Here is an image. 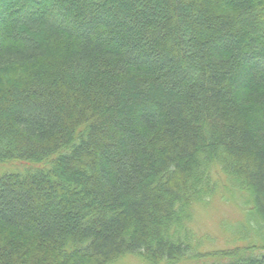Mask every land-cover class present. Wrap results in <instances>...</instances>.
Wrapping results in <instances>:
<instances>
[{
    "label": "trees",
    "instance_id": "obj_1",
    "mask_svg": "<svg viewBox=\"0 0 264 264\" xmlns=\"http://www.w3.org/2000/svg\"><path fill=\"white\" fill-rule=\"evenodd\" d=\"M128 255L264 264V0H0V264Z\"/></svg>",
    "mask_w": 264,
    "mask_h": 264
},
{
    "label": "rangeland",
    "instance_id": "obj_2",
    "mask_svg": "<svg viewBox=\"0 0 264 264\" xmlns=\"http://www.w3.org/2000/svg\"><path fill=\"white\" fill-rule=\"evenodd\" d=\"M21 69H13L9 72V75L1 77L2 80L10 78V76H17L18 72H20ZM237 206L222 202L220 199H216L212 204L204 206V208L198 209L197 213V227L199 230L203 232H210L214 235H217V243H214L213 238L211 237V240L209 244L211 247H224V244L227 243V238L224 235V227L222 225L223 220L232 219L233 221H238L241 219V212ZM209 233V234H210ZM210 234V235H212ZM212 235V236H214ZM220 238V239H219ZM81 264H83L81 262ZM89 264V263H86ZM121 264H147L144 261H141L140 259L128 255L124 256L121 260ZM179 264H188V263H179Z\"/></svg>",
    "mask_w": 264,
    "mask_h": 264
}]
</instances>
